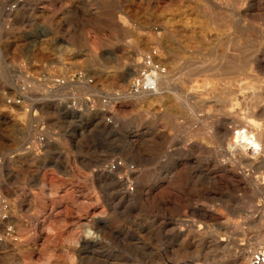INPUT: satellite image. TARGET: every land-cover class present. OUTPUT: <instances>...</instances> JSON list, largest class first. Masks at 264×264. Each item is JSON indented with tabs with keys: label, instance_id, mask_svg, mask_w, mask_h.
<instances>
[{
	"label": "rangeland",
	"instance_id": "rangeland-1",
	"mask_svg": "<svg viewBox=\"0 0 264 264\" xmlns=\"http://www.w3.org/2000/svg\"><path fill=\"white\" fill-rule=\"evenodd\" d=\"M263 109L264 0H0V264H250L264 167L229 146Z\"/></svg>",
	"mask_w": 264,
	"mask_h": 264
},
{
	"label": "built area",
	"instance_id": "built-area-1",
	"mask_svg": "<svg viewBox=\"0 0 264 264\" xmlns=\"http://www.w3.org/2000/svg\"><path fill=\"white\" fill-rule=\"evenodd\" d=\"M134 78L130 81L125 97H136L143 94H156L158 86V78L166 73L163 66L162 57L159 49L151 48L143 57V60L138 68L134 70ZM241 131V135L246 136V129H237L236 134ZM254 134H249L246 142L240 140L241 143H246L249 150L258 153L260 147L255 142ZM3 209L0 208V217L3 214ZM251 264H264V248L252 252L250 256Z\"/></svg>",
	"mask_w": 264,
	"mask_h": 264
},
{
	"label": "bare ground",
	"instance_id": "bare-ground-1",
	"mask_svg": "<svg viewBox=\"0 0 264 264\" xmlns=\"http://www.w3.org/2000/svg\"><path fill=\"white\" fill-rule=\"evenodd\" d=\"M259 2V1H258ZM258 17V16H257ZM260 17V16H259ZM98 46H95V47H91V49H90V52H91V54L92 55H96V52H97V48ZM160 51V50H159ZM145 55V54H144ZM257 55V54H256ZM94 57V56H93ZM144 57V56H143ZM260 58V57H259ZM142 60H143V58H142ZM142 60H141V62H142ZM256 61V60H255ZM260 61V60H259ZM141 62L138 64V65H140L141 64ZM258 64H259V62H258ZM261 64V63H260ZM137 66V65H136ZM258 66V65H257ZM135 69H133V71H134ZM130 74H131V72L128 74H122V75H120L119 76V78H121V79H123L124 81H126L127 82V80H128V77L130 76ZM131 75H133V72H132V74ZM162 76H163V74L162 75H160L159 76V78H158V86H157V93L156 94H158V93H160V82H161V78H162ZM146 95H153V94H143V95H140V96H136L138 99L139 98H142V97H144V96H146ZM223 100V99H222ZM257 102H258V100H256ZM260 104V103H259ZM256 105V104H255ZM224 112H226V111H224ZM223 112V113H224ZM230 114V116H233V117H231L230 118V120H231V122H236V123H238L239 125H249V126H251V127H255V128H258L259 127V123L255 120V119H253L254 120V122H253V125L248 121V120H246V119H244V118H242V117H240V116H238V115H234V111H232L231 109H229L228 111H227V114ZM261 114L262 115H264V109L262 110V112H261ZM141 116V115H140ZM142 117V116H141ZM144 117V116H143ZM141 119V118H140ZM126 120V119H125ZM130 120V119H129ZM144 120V119H143ZM137 121V120H136ZM135 123V122H134ZM229 123H230V121L229 120H225V122H224V134L225 135H228L229 134V130H228V127L226 128V126H227V124L229 125ZM127 124V123H126ZM132 124V123H131ZM139 124V123H138ZM134 125V124H133ZM216 127V126H215ZM243 128H245L246 129V136H243V135H241V131H239L237 134H236V130L237 129H239V130H241V129H243ZM220 129V128H219ZM261 129H262V127H261ZM260 129V130H261ZM213 131V130H212ZM217 133V132H216ZM254 134V136H255V142H254V144H256V145H258L259 147H260V150L258 151V153H254V152H252L251 150H249L250 149V147H248V145L246 144V143H241L240 142V140L242 139V140H244V142H246L247 141V139H248V135L249 134ZM216 135V134H215ZM219 135V134H218ZM155 137V136H154ZM234 138H235V141H234V143H235V148H232V143H230V148H231V151L233 152V154L235 153V152H238V151H240V157L242 158V160L244 161V162H247L249 165H251V166H253V167H256V168H262V167H264V154H262L263 152H264V132H259V136L257 135V133H256V131H254L252 128H250V127H248V126H246V127H238V128H236L235 130H234ZM134 146V145H133ZM243 151V152H242ZM253 156V157H251V156ZM142 183V182H141ZM139 186H141V185H139ZM147 186V185H146ZM147 188V187H146ZM145 188V189H146ZM261 189L264 191V186H262L261 187ZM128 194V193H127ZM137 194V193H136ZM151 194V193H150ZM129 198H131L132 197V195L131 194H128L127 195ZM144 196V194H143V191L141 190L139 193H138V198H142ZM137 198V199H138ZM148 198V197H147ZM129 200V199H128ZM134 200V199H133ZM132 201V200H131ZM204 210V209H203ZM206 212V211H205ZM264 219V218H263ZM182 236H183V234H182ZM185 236V235H184ZM185 237H183V239H184ZM189 239V238H188ZM187 239V240H188ZM186 240V241H187ZM183 243V242H182ZM258 250V249H257ZM256 250V251H257ZM246 264V263H245ZM250 264H251V261H250Z\"/></svg>",
	"mask_w": 264,
	"mask_h": 264
}]
</instances>
